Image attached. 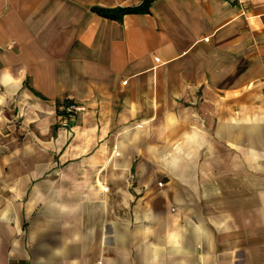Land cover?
<instances>
[{
	"label": "crops",
	"instance_id": "0c3cea01",
	"mask_svg": "<svg viewBox=\"0 0 264 264\" xmlns=\"http://www.w3.org/2000/svg\"><path fill=\"white\" fill-rule=\"evenodd\" d=\"M141 1L0 0V264H264V0Z\"/></svg>",
	"mask_w": 264,
	"mask_h": 264
},
{
	"label": "trees",
	"instance_id": "16d2710c",
	"mask_svg": "<svg viewBox=\"0 0 264 264\" xmlns=\"http://www.w3.org/2000/svg\"><path fill=\"white\" fill-rule=\"evenodd\" d=\"M153 0H142L140 4L131 7H119L115 9H107L95 7L92 10L97 14L109 19L121 20L122 16L129 13H148L150 4ZM73 104L70 100L65 99L58 103L57 115L64 114L65 106Z\"/></svg>",
	"mask_w": 264,
	"mask_h": 264
},
{
	"label": "built area",
	"instance_id": "2783aa9c",
	"mask_svg": "<svg viewBox=\"0 0 264 264\" xmlns=\"http://www.w3.org/2000/svg\"><path fill=\"white\" fill-rule=\"evenodd\" d=\"M82 110L83 108L76 104H69L64 108L65 113L57 116L63 126L70 128L71 124L77 120L78 115ZM159 185H161V183H159Z\"/></svg>",
	"mask_w": 264,
	"mask_h": 264
}]
</instances>
